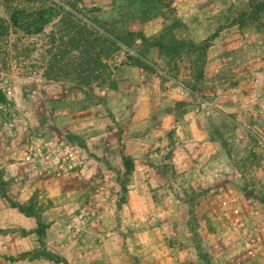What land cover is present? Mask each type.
Masks as SVG:
<instances>
[{
  "label": "rangeland",
  "instance_id": "1",
  "mask_svg": "<svg viewBox=\"0 0 264 264\" xmlns=\"http://www.w3.org/2000/svg\"><path fill=\"white\" fill-rule=\"evenodd\" d=\"M199 4L218 21L215 33L196 42L190 36L204 37L206 30L195 33L183 20L188 15H180V6L190 12L189 0H0V18L8 26L0 38V222L6 246L0 257L6 264H160L157 244L174 248L170 255L191 246L192 264H264V137L258 130L236 137L248 160L233 174L241 180L244 208L220 196L205 216L198 191L185 184L164 185L165 192H177L175 200L145 193L147 175L152 189L159 188L157 170L144 167L159 159L146 156L144 143L156 129L157 93L177 100L167 112L187 114L191 103L185 99L204 79L210 38L236 22L264 30V0ZM45 8L54 17L42 32L11 21L16 10ZM176 87L189 97L176 95ZM69 98L71 107L76 99L101 105L98 126L65 124ZM92 132L99 136L85 138ZM151 138L155 146L157 138ZM61 141L83 150L78 170L64 175L46 156ZM163 158L173 176L172 152ZM227 210L232 222L224 218Z\"/></svg>",
  "mask_w": 264,
  "mask_h": 264
},
{
  "label": "crops",
  "instance_id": "2",
  "mask_svg": "<svg viewBox=\"0 0 264 264\" xmlns=\"http://www.w3.org/2000/svg\"><path fill=\"white\" fill-rule=\"evenodd\" d=\"M199 5V0H189L188 14L181 12V9L186 7V1L182 2L183 8L179 7L180 15H188L183 20L188 22L191 30H195V33L197 29L206 30L204 37L197 38V34L190 36L196 42L207 39L215 33L214 27L218 21L212 14L200 11ZM219 9H222L221 5ZM223 23L225 24L224 21ZM209 42L211 45L207 51L204 79L196 91H191V97L185 99L191 103L190 112L184 115L175 110L172 113L167 112L166 106L170 105L171 101L175 105L177 100L167 99L164 91L157 93L156 129L154 134H146L144 140L145 153L148 157H153L154 154L160 159L167 150L172 152L171 170L174 171L173 176L166 173L168 162L165 160L162 162L158 159L155 162L156 166L146 161L144 167L147 170L156 169L160 180L157 179L156 182L159 188L152 189L153 177L149 175L144 177L145 193L151 198L157 195L158 199L160 196L166 200H175L178 199L177 192L175 193L174 189L165 192L164 185L194 186V191H198L202 202L200 213L205 216L210 215L212 211L209 210L210 206H213L212 203H215L220 196H230L233 199H230L231 201L244 208L242 197L245 193L240 188L241 180L234 178L233 174L245 167L248 160L244 157L246 146L237 144L239 139L236 137L247 138L252 130H258V135L264 137V126L260 124L264 117V30H247L236 22L220 29ZM255 78H259L260 85L255 84ZM146 80L144 78V91L146 88L149 89ZM167 84L174 85L173 82ZM175 92L176 95L180 93L181 97H184L183 95L189 97L185 89L176 87ZM204 96L205 100L212 103L213 108L198 114L193 113V109L197 108L200 99ZM76 100L77 107H71L73 105L71 98L63 103L67 105L65 111L68 122L65 124L76 121L81 125L98 126L96 114L100 111L101 105L92 106L87 105L84 99ZM95 134L96 132L89 133L85 138L95 139L99 136ZM150 137L157 138L155 146L150 143L152 141ZM166 137H173L176 142L172 146L161 143L165 142ZM226 140L231 143L228 144ZM242 157L244 158L240 161ZM31 158L30 155L28 161ZM23 164L18 163V165ZM88 195L85 194L84 199H87ZM2 227L0 222V249L6 247ZM14 233L20 237V229ZM156 250L157 261L160 264H162L161 259L164 262L172 260L173 264H192L193 253L189 245L183 246L172 255H170L171 251L175 249L169 244L165 246L157 244ZM0 260L1 264H6L2 257Z\"/></svg>",
  "mask_w": 264,
  "mask_h": 264
},
{
  "label": "built area",
  "instance_id": "3",
  "mask_svg": "<svg viewBox=\"0 0 264 264\" xmlns=\"http://www.w3.org/2000/svg\"><path fill=\"white\" fill-rule=\"evenodd\" d=\"M260 82L259 79L255 80V84L257 85ZM12 94V91L9 89L7 90L8 97ZM213 108V105L211 102L207 100H201L197 106V111H206ZM16 114H13V117H16ZM264 143V141L262 142ZM83 155V150L79 147H77L73 143H69L67 141H61L57 144V146L54 148L53 152L46 153L47 158L51 157L52 165L55 169V171L59 175H64L67 173H72L78 170L80 167V159ZM104 185H107L106 182L103 183ZM227 205V203H225ZM239 211L237 209H234L233 214H238ZM233 214L230 211L224 212V218L232 222L233 221ZM245 233H247V236L249 239H251V243H254V240L252 238V235L245 230ZM253 246V245H250ZM249 253H253V251H250Z\"/></svg>",
  "mask_w": 264,
  "mask_h": 264
},
{
  "label": "trees",
  "instance_id": "4",
  "mask_svg": "<svg viewBox=\"0 0 264 264\" xmlns=\"http://www.w3.org/2000/svg\"><path fill=\"white\" fill-rule=\"evenodd\" d=\"M144 1L147 4L152 5L153 2L158 3L166 0H144ZM52 12H53L52 8L40 9L32 13H26L24 10H16L12 13L11 21L16 27L25 28L31 33H39L43 31L46 25L52 22V19L54 17V14ZM7 28L8 26L6 22L0 18V38L7 33L8 30ZM116 39L119 40L120 38H116ZM132 170H133V165H130L128 167V172ZM20 209L23 208L20 207ZM56 261L59 262L60 259L56 258Z\"/></svg>",
  "mask_w": 264,
  "mask_h": 264
}]
</instances>
